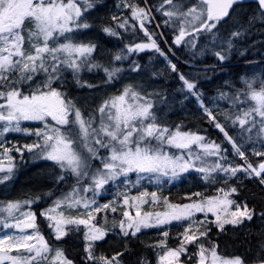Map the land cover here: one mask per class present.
<instances>
[{
	"label": "snow or ice",
	"instance_id": "snow-or-ice-1",
	"mask_svg": "<svg viewBox=\"0 0 264 264\" xmlns=\"http://www.w3.org/2000/svg\"><path fill=\"white\" fill-rule=\"evenodd\" d=\"M257 25L264 26V0H114L111 9L107 0H0V183L14 179L27 153L50 162L39 179L52 185L0 200V264H153L143 254L131 259L142 232L152 229L158 238L143 246L154 250L155 264H264V232L262 255L250 261L222 255L211 238L213 227L254 217L264 223V205L257 211L247 198L233 199L248 179L264 193V50L241 43L264 31ZM113 38L120 47L101 43ZM250 48L255 58L245 60ZM148 51L156 59L144 60ZM181 51L187 72L178 67ZM233 58L245 73L209 95L205 85ZM165 73L178 78L176 89L155 85ZM109 88L115 91L98 103L71 95ZM189 103L207 127L167 118ZM11 133L34 139H5ZM186 174L198 175L211 194L184 191L181 202L164 194L165 182ZM47 201L39 215L55 243L39 230L34 210ZM70 234L82 242L79 259L57 246ZM109 234L122 242L120 251L97 254Z\"/></svg>",
	"mask_w": 264,
	"mask_h": 264
},
{
	"label": "trees",
	"instance_id": "trees-1",
	"mask_svg": "<svg viewBox=\"0 0 264 264\" xmlns=\"http://www.w3.org/2000/svg\"><path fill=\"white\" fill-rule=\"evenodd\" d=\"M113 4L114 2L111 0H107V5ZM109 8V6H108ZM101 12L103 13L104 10L102 9ZM257 28L264 29V26L258 25ZM252 40L255 41V45L253 47L259 52L260 50H264V43H261L262 38H264V31H253L252 34ZM101 43L105 44L107 47H120L121 45L119 43L115 42V38L112 40H102ZM247 45H250L248 43ZM163 47V45H162ZM252 49H249V54L245 56V60H252L255 57L251 54ZM176 55L180 58V62L178 63V67L183 71H188V64L184 63V61L188 60V56L182 54L181 52H177ZM149 56H153V59H156V57L151 53L150 51L146 52V54L143 56L144 60H147ZM196 63H215L214 60H199L195 61ZM243 61H237L235 58H233L232 62L230 64H224L222 65L223 70H227L228 72H235L242 70L244 67ZM209 71H212V69H209ZM87 72V70H86ZM86 77L93 76L91 74L85 75ZM178 78L176 76H169L167 73H165L162 78L157 79L162 85L163 89L168 90H174L176 89V81ZM212 85L214 87H212ZM209 89V95L213 94L212 89L216 88V79H214L211 84L205 85ZM100 99L96 100L98 103ZM194 107V103H189L186 105V109L190 113H195L193 118H187L186 123L188 124V127L196 128L197 126L200 127H207L205 123H203L202 119L200 118L199 113ZM172 116L170 114L168 115V119L170 120ZM174 117L176 118L175 121H178L182 118L181 114H174ZM210 135L214 138L219 140L222 134H219L216 131H213L210 133ZM19 161V158H17ZM24 160L25 162H19V165L17 167L18 172H20L19 177H17L16 181L13 183V188H15L16 191H24V189H29L28 191L25 190V193H36L38 194L41 191H47L50 184H42L39 177L42 174H46L47 172H35L32 170L35 165L32 160V158L28 155H25ZM32 170V171H31ZM25 182V183H24ZM17 184V185H16ZM264 193L260 191V187L258 183L255 180L248 179L244 181V190L239 195H234L233 198L237 200H244L245 198L248 199L249 206H256V210L259 211L260 206L264 205ZM41 204V203H39ZM264 232V223H261V220L259 217H254L251 221H245L242 224L239 225H231L227 224L225 225V229L223 231L216 229L215 227L211 230V238L216 241V244L218 246V251L221 252L222 255H241L245 257L246 260L250 261L255 259L256 257L262 255V253L259 250L258 242L260 240V233ZM74 234L70 235L73 236ZM69 236V237H70ZM142 242L141 240H139ZM133 245V248L137 251L131 257V259H135L138 255H145L147 258L152 260V256L155 253L152 249H146L143 245L145 243H140ZM103 245V244H102ZM122 247V242L120 241V246L114 249L113 251H120V248ZM64 248L67 249L70 257L73 259H79L82 250V242L81 240L77 238H73L68 240L64 244ZM105 254H109L110 252L104 251ZM124 255L123 253L121 254ZM125 259H129L128 257H125Z\"/></svg>",
	"mask_w": 264,
	"mask_h": 264
},
{
	"label": "rangeland",
	"instance_id": "rangeland-1",
	"mask_svg": "<svg viewBox=\"0 0 264 264\" xmlns=\"http://www.w3.org/2000/svg\"><path fill=\"white\" fill-rule=\"evenodd\" d=\"M111 1L114 2V0H111ZM113 4L111 3V4L108 5L109 9H111L113 7ZM252 41H253L252 40V36L250 35V36L244 37L242 39L241 43L247 45L248 43L251 44ZM114 47H117V46H114ZM114 47H112V48L111 47H107V48L108 49H113ZM179 60H180V58H179ZM199 60H205L206 61L208 59H204L202 57H198L196 59V61H199ZM156 66L160 67V64H157ZM259 70H260L259 67H256L255 71L259 72ZM251 71H252L251 69H248L247 70V74L251 75ZM237 73L244 74L245 73V68H243L242 70L238 71ZM237 73L228 72L227 70H223L222 72L217 74V76H216V82L217 83L216 84L219 86L220 84H223L224 80L233 79V74H237ZM86 74H87V72L85 70V75ZM85 75H84L85 79H89L90 81H93V78L86 77ZM95 79H100V77L96 76ZM154 83L159 89H163L162 85H161V83L159 81L155 80ZM241 86L242 85H237V87H241ZM256 86L258 87V85H256ZM117 87H119V85H117ZM175 88H177V85H176ZM114 91H115L114 88H109L106 91L104 89H98L96 91V93H90L86 89L84 91L73 90L71 92V95L74 96V97H80L81 98L80 99V103H84L85 100H88V102L91 104L93 101L96 102V100L102 99L103 96L107 92H114ZM194 107L196 109V105L195 104H194ZM222 107H227V104L226 103L223 104ZM174 114H181L182 118L185 120V123H186V121H187L186 119L187 118H193L195 113H190L188 111V109H185V111H179V112L170 113V116H172L170 121H174V122L178 123V122H180V120L175 121L176 118L174 117ZM198 115H200V114H198ZM23 126L24 127L36 128V127H40L41 124L38 121H25V122H23ZM187 126H188V124H187ZM190 128H193V127H190ZM5 139L10 140V141L11 140H18V141L24 142L25 140H29L30 141V140L34 139V137L27 136V135L22 134V133H11V134L7 135L5 137ZM25 155H28V154L26 153ZM13 156L19 158L18 154L15 153V152H13ZM237 162H240V161L237 159ZM18 165H19V162L17 163V167H18ZM34 165H35V167L32 170H34L35 172H40V171L41 172L42 171L43 172H45V171L48 172L50 167H51L50 162L43 161V160L38 161V162L35 161ZM17 167H16V173H15L14 179H12V180H10L8 182L0 183V200H5L6 201L8 199H24V198H26V194H28V193H25L24 192L25 190L19 193V191H16L15 188H13V183L16 181L17 177H19V174H20V172H18ZM131 179L135 180V174L134 173L131 174ZM145 186H148L147 182H145ZM50 187H52L51 184H50V186L48 188H50ZM162 187H163L164 194L169 195L170 199H174V200H176L178 202H181V198L183 197L184 191H195L196 189H200L201 191H206V194H211V191L209 190V184L204 182L196 174L183 175L179 182H174L171 185L168 184L167 182H165ZM137 190H139V189H137ZM112 191L113 190H109L107 194H104L103 198L104 199H110ZM32 194H36V193H32ZM48 202H50V201L38 204V206L34 207V210L37 211V224L39 226V230L44 233L46 239H49L50 243H55L54 237L50 238L48 236L49 229H48V225H47L46 219L42 218L39 215V209L43 208V207H46ZM199 215L200 214H197V219L199 218ZM101 219H103V216H101ZM112 219H113L112 214L109 213L108 214L109 223L112 221ZM117 219H118V217H117ZM178 230H179V226L175 225V223H174L172 231H178ZM160 231H162V229H160ZM70 235H72V234H70ZM70 235H68L67 238H62L57 246H60V247L64 248V244L68 240L73 239V238L74 239L77 238L76 235H73V236H70ZM156 238H158V232H157L156 229H152V230H144L142 232V234L140 235L139 240H141L145 244H148V243L151 242V240L156 239ZM175 243H178V241H174V240H171V239L169 240V244L170 245L175 244ZM119 246H120V241L117 239L116 235L115 234H109L108 237L103 241V243H101L99 246H97L96 251H97V254L99 252H101V251H103V252L104 251H108V252H110L109 254H111L113 252V250L116 249ZM65 251H66V254L69 255V257H70L71 255L69 254L67 249H65ZM189 251L190 252L194 251V249L190 248ZM153 257H154V254H153L152 258Z\"/></svg>",
	"mask_w": 264,
	"mask_h": 264
},
{
	"label": "bare ground",
	"instance_id": "bare-ground-1",
	"mask_svg": "<svg viewBox=\"0 0 264 264\" xmlns=\"http://www.w3.org/2000/svg\"><path fill=\"white\" fill-rule=\"evenodd\" d=\"M257 26H258V25H257ZM243 64H244V63H243ZM222 75H223V74H222ZM218 82H219V81H218ZM216 83H217V82H216ZM216 85H217V84H216ZM217 86H218V85H217ZM212 87H214V86L212 85ZM24 183H25V182H24ZM16 185H17V184H16ZM24 190H27V191H28L29 189L26 188V189H24ZM21 192H22V191H21ZM14 195H15V194H14Z\"/></svg>",
	"mask_w": 264,
	"mask_h": 264
},
{
	"label": "flooded vegetation",
	"instance_id": "flooded-vegetation-1",
	"mask_svg": "<svg viewBox=\"0 0 264 264\" xmlns=\"http://www.w3.org/2000/svg\"><path fill=\"white\" fill-rule=\"evenodd\" d=\"M153 262V259L151 260ZM154 264V263H153Z\"/></svg>",
	"mask_w": 264,
	"mask_h": 264
}]
</instances>
